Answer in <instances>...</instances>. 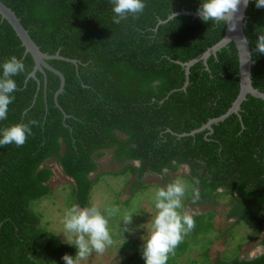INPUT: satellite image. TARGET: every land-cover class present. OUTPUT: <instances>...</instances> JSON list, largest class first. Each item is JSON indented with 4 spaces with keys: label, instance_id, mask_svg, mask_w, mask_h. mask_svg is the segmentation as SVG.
Instances as JSON below:
<instances>
[{
    "label": "trees",
    "instance_id": "trees-1",
    "mask_svg": "<svg viewBox=\"0 0 264 264\" xmlns=\"http://www.w3.org/2000/svg\"><path fill=\"white\" fill-rule=\"evenodd\" d=\"M1 1L16 13L42 52L60 51L77 65L48 62L66 79L58 97L66 117L54 99L60 78L45 70L37 72L40 85L33 78L27 80L34 59L25 55L15 31L0 16V64L15 55L26 65V71L14 77L18 90L0 129L37 121L24 145L0 147V264H35L40 252L57 264H65V254L75 256L74 246L42 226L32 204L51 193L54 171L46 164L57 161L74 182L76 205L91 207L100 175L95 180L91 176L106 151H113V160L125 165L114 176L132 173L141 180L146 174L169 176L189 168L183 179L193 187L188 198L194 199L193 205L215 208L221 197H229L227 218L254 221L258 234L264 233V101L248 96L239 115L214 125L210 135L204 131L178 136L226 114L240 93L234 43L209 58L208 69L203 62L194 65L189 86L182 90L186 74L180 63L219 43L227 30L186 15L167 22L170 8L175 13L197 12L200 0H147L141 16L120 24L112 21L110 0ZM258 28H264V8L250 3L244 31L256 62L253 86L264 93V54L255 51ZM215 218L212 211L195 216V227L167 264H178L189 248L216 232ZM211 244L208 240L202 252L208 263ZM216 264H264V253Z\"/></svg>",
    "mask_w": 264,
    "mask_h": 264
},
{
    "label": "rangeland",
    "instance_id": "rangeland-1",
    "mask_svg": "<svg viewBox=\"0 0 264 264\" xmlns=\"http://www.w3.org/2000/svg\"><path fill=\"white\" fill-rule=\"evenodd\" d=\"M97 162L100 165L99 170L91 176V179L95 180L99 175L100 178L92 190L91 205L98 206L101 213L106 216L113 205L119 206L120 211L109 216V223L115 230V243L103 254L93 252L88 261H82L81 264H145L142 258L143 244L145 238L150 235L148 227L153 222L156 213L154 207L156 190L158 188L166 190L168 184L176 179H181L186 184L183 198L185 210L192 214L193 218L211 211L216 212L213 225L217 230L197 242V246L193 245L191 249L189 248L179 262L177 261L178 264H192L193 262L216 264L218 260H229L235 256L252 259L264 252V247L261 245L264 233L258 234L259 226L256 222L227 218L231 209L228 205L229 197H221L215 208L193 205L194 199H188L193 187L190 181L183 179L189 176L187 167H182L178 173L169 176L166 173L165 175L146 174L139 180L138 176L132 173L112 175V173L123 172L125 168L124 164L113 160V151H106V155ZM46 166L54 171V176L49 183L52 191L44 199L34 202L32 209L42 217L44 228L54 233L64 244L69 245L63 232V218L66 209L76 204L72 191L74 182L63 173L57 161H51ZM138 182L140 185H136ZM128 212H133L132 222L125 224L122 216ZM208 240L212 241L209 247L211 263L202 257L203 249L208 246ZM240 244L242 247L238 251ZM138 252L139 256L136 255ZM34 262L35 264H57L42 252L34 258Z\"/></svg>",
    "mask_w": 264,
    "mask_h": 264
},
{
    "label": "clouds",
    "instance_id": "clouds-1",
    "mask_svg": "<svg viewBox=\"0 0 264 264\" xmlns=\"http://www.w3.org/2000/svg\"><path fill=\"white\" fill-rule=\"evenodd\" d=\"M112 21L120 24L131 18H138L147 8V0H110ZM254 3L257 9L264 8V0H200L197 9L199 18L205 23L227 26L235 31L238 21L244 19L241 7ZM169 21L177 22V14L170 8ZM259 35L255 41V51L264 54V28L257 29ZM26 71L22 59L13 55L0 64V120H6L9 105L15 100L13 95L18 90L15 76ZM37 121L21 122L0 129V147L15 144L22 146L33 134L32 126ZM138 166V164L136 163ZM72 180V179H71ZM186 184L181 179L169 183L167 189L158 188L154 198L156 213L149 225L150 235L145 238L142 258L145 264H167L169 255L174 254L180 242L195 227L193 215L185 210L184 196ZM120 211L113 205L108 216L101 213L98 206L80 208L74 204L66 209L63 218V232L69 245L76 248L75 256L65 254V264H81L88 261L93 252L103 254L114 241V229L109 223V216ZM132 213L123 214L125 224L132 222ZM127 230V229H126Z\"/></svg>",
    "mask_w": 264,
    "mask_h": 264
},
{
    "label": "water",
    "instance_id": "water-1",
    "mask_svg": "<svg viewBox=\"0 0 264 264\" xmlns=\"http://www.w3.org/2000/svg\"><path fill=\"white\" fill-rule=\"evenodd\" d=\"M249 5L246 8L241 7V13L244 16V19L241 21H238L237 28L235 31H230L229 28L227 27L226 34L219 43L209 48L206 52H204L197 58L187 63H180V65L185 68V74H186L185 85L182 88L183 91H186L187 87L189 86V83H190L189 77H190L191 68L199 62H203L206 68L208 69L207 62L209 58L217 57V54L222 49L227 47L230 43H234L238 51L239 64H240V74H239L240 93L237 99L235 100V102L233 103L232 107L229 109V111L226 114L222 115L221 117L211 119L207 124H205L199 129H196L190 133H184V134L178 135L180 138L195 136L204 131H208V135L212 134L214 132V128H213L214 125L224 122L232 115H239L241 111V106L247 100L248 96L264 101V93L259 91L258 89H255L253 86L252 67L253 65L256 64V62L252 59L250 43L244 31V20L246 19V13H247V9ZM176 14L177 16L186 15V16H192L193 18L199 17L197 12L181 11ZM0 16L2 17V21H7L11 25L13 30L15 31L16 35L18 36V38L20 39L22 43V46L25 48V55L30 54L32 58L34 59L35 68L32 71V73L28 76L27 80L33 78L37 80L38 85H40V81L37 79L36 75H37V72H41L45 74V70H48L56 74L60 78V81H61L60 88L56 92L54 99H55V103L57 107H59L60 110L63 111V109L58 103V97L64 92L65 85H66V79L61 71L52 67L48 62L52 60H60V61H65V62H69V63H73L77 65V61L61 56L60 51H58L55 55H49L47 53L42 52L40 47L35 43V41L30 36L29 31L24 28V26L21 23V20L17 17L16 13L11 8H9L7 5H5L1 0H0ZM168 21L169 19L167 20V22ZM161 23H165V22H161ZM39 88L40 86L38 87V90ZM63 113L65 114L64 111ZM65 116L68 117L66 114ZM137 164L139 165V163ZM187 169L189 170V168Z\"/></svg>",
    "mask_w": 264,
    "mask_h": 264
}]
</instances>
